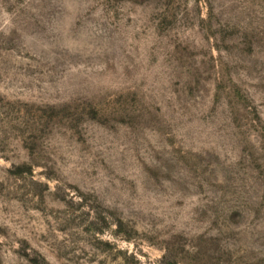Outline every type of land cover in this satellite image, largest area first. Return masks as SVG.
<instances>
[{
	"label": "rangeland",
	"instance_id": "1",
	"mask_svg": "<svg viewBox=\"0 0 264 264\" xmlns=\"http://www.w3.org/2000/svg\"><path fill=\"white\" fill-rule=\"evenodd\" d=\"M0 264H264V0H0Z\"/></svg>",
	"mask_w": 264,
	"mask_h": 264
}]
</instances>
